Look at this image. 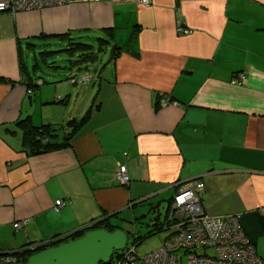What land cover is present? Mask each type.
Wrapping results in <instances>:
<instances>
[{
    "label": "crops",
    "instance_id": "0c3cea01",
    "mask_svg": "<svg viewBox=\"0 0 264 264\" xmlns=\"http://www.w3.org/2000/svg\"><path fill=\"white\" fill-rule=\"evenodd\" d=\"M149 1L0 13V251L63 235L91 219L119 227V218L139 215L132 201L166 195L167 202L177 183L199 179L204 210L244 215L253 252L264 264V0ZM49 12L67 18V28L46 32L69 41L66 31L87 35L90 29L106 39L109 54L92 74L93 87L81 81L75 90L67 78L86 73L87 58L96 56L89 43L87 58L72 57L73 69L52 84V94L42 90L34 68L36 85L25 89L17 61L26 59L28 41ZM179 25L191 33L178 34ZM113 45L120 47L115 55ZM77 96L90 112L68 143L27 153L15 120L53 124L42 105L57 102L56 114H63L61 106ZM166 96L164 104L158 101ZM54 134L60 140L65 132ZM119 164L129 175L126 184L114 178ZM57 198L63 203L55 209Z\"/></svg>",
    "mask_w": 264,
    "mask_h": 264
},
{
    "label": "built area",
    "instance_id": "2783aa9c",
    "mask_svg": "<svg viewBox=\"0 0 264 264\" xmlns=\"http://www.w3.org/2000/svg\"><path fill=\"white\" fill-rule=\"evenodd\" d=\"M92 1L99 0H0V13L14 15L21 10L52 4ZM136 1L144 5L150 3L149 0ZM176 31L178 34L191 33L190 28L181 25ZM233 82L237 83L238 79ZM167 99V96L159 97L158 101L164 104ZM114 178L120 184L128 182L124 164L117 165ZM176 185L166 215L160 220V230L164 231L160 243L142 253L135 249L136 242L125 244L103 264H261V259L253 252L252 243L238 224V213L208 214L201 203L203 182L199 179H188ZM62 203L63 199L57 198L53 207L57 209ZM23 222L24 219L14 221L13 226ZM209 249L214 253L209 254ZM14 252L0 253V264L22 262Z\"/></svg>",
    "mask_w": 264,
    "mask_h": 264
},
{
    "label": "rangeland",
    "instance_id": "374dc122",
    "mask_svg": "<svg viewBox=\"0 0 264 264\" xmlns=\"http://www.w3.org/2000/svg\"><path fill=\"white\" fill-rule=\"evenodd\" d=\"M120 1V0H119ZM58 3V2H56ZM48 13V10L46 11ZM47 14H44V18ZM42 24L38 27L37 31L39 32L37 34L36 38L32 39L33 46L29 48L28 55L26 57V64L29 68H34L36 70V73L39 77L43 79V83L41 85L42 90L49 91L51 94L53 93L52 84L56 83L58 81H61L60 79H64L68 75H66L65 71L69 70V68L73 69V66L70 65L69 61L73 60L72 57L76 56L77 50L74 51L73 54L68 53L64 47L69 45V41L63 39L62 36H57L58 34H51L49 32H46V30H64L67 28V18H63L62 15H60V18H58L57 14L49 12L47 17L44 19ZM34 22V21H33ZM30 24V30L32 28V24ZM29 30V33H30ZM85 31H88L87 35H85V32L83 34H76L77 32H73L72 30L66 31L64 35L70 34L71 40L70 42H86L92 44V52L96 55L94 59L89 60L87 58L86 62V69H82L81 72L86 73H79L76 72V77H73L71 74L69 77L71 82L74 84H71L73 89L76 90L77 86L81 84V81H88L86 82V86L91 87L94 86L92 84V81L95 79L92 74L94 73L98 68L102 66L104 61L107 59L109 54V45L106 43H102L101 48H98L97 45L99 44V40L97 37H102L101 34H95L96 31L86 29ZM56 33V31L54 32ZM65 37V36H64ZM26 44V42L23 43V45ZM71 54V55H70ZM90 58V57H89ZM36 63V66H32V63ZM62 65H66V69L62 70ZM106 68H109V66H105ZM76 71V69H75ZM64 74V75H62ZM80 77V78H79ZM81 79V80H80ZM67 80V79H66ZM68 81V80H67ZM76 81V82H75ZM36 85V84H35ZM33 85V87L35 86ZM59 85V84H58ZM57 85V87H58ZM32 86L26 85L25 89L29 92L32 91ZM59 88V87H58ZM61 89V88H59ZM84 89H81V94H83ZM58 93L54 94L53 97L57 101L59 99ZM90 100V99H89ZM88 100V101H89ZM60 103H62L60 101ZM88 103V102H87ZM87 103H81L80 102V96H77L75 99H71L70 101L66 102L63 108V114L62 112L56 114V111L58 109L57 102H46L41 109H43L44 113H47L49 115V119H52L54 117V126H56V131L59 134H63L66 131L70 130V127L72 126V123L74 121H71L70 119H78L81 115L85 113V109L87 108ZM38 103L34 104L37 105ZM31 108V107H30ZM35 108V107H34ZM32 109V108H31ZM62 114V115H61ZM78 117H73L77 116ZM60 119V120H59ZM76 121V120H75ZM68 126V127H67ZM166 195H163L162 197L157 196H151L148 199H145L141 202L136 203L134 206L136 207V213L139 214L137 218H134L130 212L128 213V216H124V218H119L117 221V224L119 227H121L123 230L127 233V240L126 244H131L132 238L134 235L138 234V240L140 239V242L135 245V249L142 253L144 251H147L155 246H157L160 243L161 238L163 237L164 231L159 230L157 232H154L148 236H144L146 231L149 229V226L146 225V221H149L156 213L158 212L159 219L163 218V214L165 212L166 208ZM149 202H152L151 205H155L157 203L156 208H150L149 209ZM141 212V213H140ZM20 226V225H19ZM12 229V228H11ZM16 237L19 239V234H16ZM33 245L27 244V256L38 249H41L46 245V243H43L41 245ZM35 245V246H34ZM15 246V245H13ZM11 251L12 249H3L1 251Z\"/></svg>",
    "mask_w": 264,
    "mask_h": 264
},
{
    "label": "trees",
    "instance_id": "16d2710c",
    "mask_svg": "<svg viewBox=\"0 0 264 264\" xmlns=\"http://www.w3.org/2000/svg\"><path fill=\"white\" fill-rule=\"evenodd\" d=\"M133 29H132L131 35H135V33H133V32H136V30L135 29L133 30ZM98 38H99L100 42L97 46L100 47V44L103 42H106V39L102 38V37H98ZM70 40H71V38H69V42H68L69 45L64 47V49H66L68 53L72 52V54L74 53V51L77 50L78 52H77L76 56H77V58L80 57L77 60H83V59L87 58V56L89 55V53L87 51V48H89V43H86V42H70ZM28 43L30 45H33L32 40H29ZM119 48L120 47L118 45H113L111 55L117 54ZM90 54H92V51ZM17 62H18L19 70L21 71L22 74H24V78H26L25 84L28 85L29 87L30 86L33 87V85L35 83L31 82V74H30V70L33 69V67L30 69L26 64V60H24V58L20 57V56H19ZM32 66L35 67L36 63L35 62L32 63ZM31 71L33 72V70H31ZM61 102L63 103L64 101L61 100ZM89 112H90V107L88 106L85 110V113L83 115H81L78 119H70L71 121H74V123H72L70 130L66 131L63 138L60 140L54 139L53 136L55 135L54 133L56 130V126H54L51 123L33 124L30 121V119L28 118V116L17 118L15 120V123L21 129V142H22V145H23L24 149L26 150V152L27 153H36V152H39L42 150L51 149L53 147L62 146L64 144L68 143V137L71 134V132L76 130L77 127L79 126V124L87 118ZM165 215H166V213H165ZM165 215H163V218L165 217ZM160 220H162V218L159 219L158 215L152 217L151 221L147 224L149 226V229L146 231L144 236H148L154 232L159 231L161 228L160 224L162 223V221H160ZM237 220H238L239 226L243 230V233L247 236L249 241L252 242L253 234H250V233L248 234V232L245 229V224H247V221H246L244 215H242L241 213H238ZM95 227H105V228L107 227L108 229L113 228L106 221V218L94 219V220L91 219L90 222L83 227H78V228L71 230V231H69L63 235H60V236L53 235L48 240L40 241V242L36 243L35 245H41L43 243H46L47 246L52 245V244L55 245V244H57L63 240L76 238V237L80 236L84 230L89 229V228H95ZM138 237H139L138 234L134 235L131 242L132 243L136 242L138 244L140 242V239L138 240ZM31 243H32V241L28 240L26 243H24L20 247L19 250H16V251L14 250L15 251L14 253H16V255L19 257V260H21L22 262L26 260V254L28 253L26 246H27V244H31ZM116 252H117V250L112 251V254L110 255V257H113L116 254ZM98 264H102V263L99 262Z\"/></svg>",
    "mask_w": 264,
    "mask_h": 264
},
{
    "label": "water",
    "instance_id": "95a60500",
    "mask_svg": "<svg viewBox=\"0 0 264 264\" xmlns=\"http://www.w3.org/2000/svg\"><path fill=\"white\" fill-rule=\"evenodd\" d=\"M147 197L134 200L130 205L141 202ZM112 227V229H108L107 227L86 229L76 238L63 240L55 245L45 246L29 254L25 261L12 264L107 263L112 251L121 249L126 244L127 240V233L125 230L117 226ZM18 249H20V247L14 250L16 251ZM14 250H4L0 251V253L13 252Z\"/></svg>",
    "mask_w": 264,
    "mask_h": 264
}]
</instances>
